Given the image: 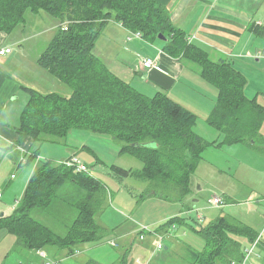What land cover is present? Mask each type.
<instances>
[{"label": "trees", "instance_id": "1", "mask_svg": "<svg viewBox=\"0 0 264 264\" xmlns=\"http://www.w3.org/2000/svg\"><path fill=\"white\" fill-rule=\"evenodd\" d=\"M41 11L57 19L59 27L37 62L72 93L41 94L23 88L28 101L17 132L20 142L28 137L33 140L31 163L43 144L60 143L74 129L90 130L112 137L121 143L122 154L142 161L143 168L138 172L112 166L116 176L160 179L186 198L208 147L243 144L264 156V92L249 98L245 93L246 77L232 63L215 62L204 47L190 43L166 6L156 0H0V31L9 34L26 22L28 12ZM109 21L122 24L131 33H140L139 40L150 44L162 41L159 37L165 39L166 55L200 70V76L218 91L207 123L222 134V142L210 143L197 135L193 130L197 116L166 93L152 97L140 93L95 55V43ZM251 30L264 39V27L254 26ZM67 182L82 196L76 203L72 201L73 205L59 195ZM107 199L106 186L100 180L43 160L34 169L12 215L0 218V231L15 237L14 241L28 250L55 248L72 256L78 246L104 239L106 230L100 215ZM36 209H54L56 214L67 211L66 233H56L33 218L31 213ZM195 223L199 226L195 232L205 246L200 251L188 247L191 264H241L245 257L241 241L251 243L257 237L254 229L227 214L208 223L198 219ZM174 225L178 229L189 223L186 218L174 217L157 228L150 227L153 232H147L146 239L166 236ZM116 243L117 247H111L118 249ZM261 245L264 249V241ZM86 264L101 263L89 259ZM116 264H136L131 249L127 247Z\"/></svg>", "mask_w": 264, "mask_h": 264}, {"label": "crops", "instance_id": "2", "mask_svg": "<svg viewBox=\"0 0 264 264\" xmlns=\"http://www.w3.org/2000/svg\"><path fill=\"white\" fill-rule=\"evenodd\" d=\"M156 1L166 6L174 24L187 34V38L190 39L193 44L204 47L213 61H228L232 63L236 70L244 73L250 66L254 67L255 65H259L258 62L264 60V57L259 60L256 58L258 52L264 55V39L255 35L251 30V27L254 26L264 27V0ZM26 15H29V13ZM38 22L42 26L41 31L29 36L25 35V32L28 30V19H26L24 26L22 24V27H17L9 34L0 31V48L10 47L13 49L10 55L0 57V174L3 173L0 175V193L2 194V200L0 201V218L11 216L14 211V208L5 210V194L2 189L8 190V194L11 188L15 186L16 194L22 197L34 169L43 160L52 161L53 159H57L60 162L73 155L78 156V154L70 150H64V148L60 146H48L47 144H43L40 147L41 154L39 153L37 159L31 163L29 158L31 156V151L35 148L33 140L28 137L23 142L19 141L20 135L17 132V128L20 125L22 113L28 101V95L23 90V88L27 86H24L22 80L16 75L13 76L9 70L16 68L15 58L19 55L22 56L23 53H26V50L29 49L28 44L32 41H30L31 37H37L47 30L54 29L47 34L48 37L46 42L49 44L53 32L59 27V22L47 13L42 14ZM103 31L102 35H100L96 41L95 53L99 58L104 60V62H106L105 60H110L112 62L110 65L106 62L111 72L127 82L128 77H132L137 86L146 88L143 93L147 92L149 96L158 92H163L183 107H187V109L198 116V122L194 127V131L197 135L206 140H212L211 138L213 137H221L220 132L210 127L207 123L210 112L216 104L218 91L199 75L197 68L192 64L166 55L163 52V41L154 44L137 38L128 41L130 31L117 22H107ZM36 52L39 53L42 51L38 49ZM138 55L155 61L158 68L150 70L142 68ZM35 83L38 84L37 82ZM47 90L49 89H46L44 92L48 93ZM250 90L253 92V97L258 93L264 92V78L256 82H252L248 79L245 88L246 95ZM23 93H25L26 96H24ZM52 93H55V91H52ZM199 122L204 127L199 128ZM214 142L217 143L218 141ZM85 146L86 145H84L83 148L88 149L87 146ZM213 147L217 148V146ZM128 155L136 157L131 154ZM95 158L97 159L96 156ZM203 160L204 159H202L199 166L202 165ZM249 165L257 166L252 162H245V166ZM199 166L197 169H199ZM262 173L264 174V171ZM192 179H194V177ZM16 180H18L17 183H15ZM257 180L259 187H264V176L257 177ZM192 184L194 189H197V192L202 186L198 181ZM229 185L230 184H227V186ZM21 187L23 190L22 194L20 193ZM227 189L229 195L225 192L221 195L226 205H234V208L239 205V208L234 210L235 215L239 220L250 226L259 234L264 226V211L260 213L256 208H252L256 206V204L251 205L250 202H245L254 196L253 191L248 195H236V191H231L228 187ZM202 190L203 188L201 191ZM194 199L193 209L188 208V211H184L183 209L178 215L171 216L170 218H163L159 220V223L148 226L157 228L174 217L181 216L182 218H186V216H184L186 213H191V211L194 212L196 207L199 208L197 204L198 199ZM241 199L245 200L243 201L244 203L240 202L236 204L238 202L237 200ZM262 199H264V195ZM258 203H260V201H258L257 204ZM245 205L248 209L245 211L241 210L240 207ZM202 210H205V208H202ZM228 212L230 213L229 209ZM139 233L140 231H137V234ZM150 237L153 236H149V238ZM248 245L249 244L244 245L243 250L248 248ZM14 246L15 249L23 251L20 257L24 259L27 264H44L43 258H41L35 250H28L17 242ZM261 246L257 251L258 256L253 260L254 264H264V255L262 254ZM82 247L84 246L82 245ZM188 247L191 248L190 246H187V248ZM95 250L92 247L85 246L83 250L77 249L76 254L72 256H68L66 251H59L55 248L49 251L46 250L49 254L45 252L50 258L60 262L61 260L64 261L66 258L74 259L79 255L82 256L88 253L93 254ZM54 255L59 258H55ZM135 258L136 264H150L148 261H144L143 258L137 256ZM88 259L81 257L78 259L77 264H86ZM63 264H66V262Z\"/></svg>", "mask_w": 264, "mask_h": 264}, {"label": "rangeland", "instance_id": "3", "mask_svg": "<svg viewBox=\"0 0 264 264\" xmlns=\"http://www.w3.org/2000/svg\"><path fill=\"white\" fill-rule=\"evenodd\" d=\"M28 13L29 15H26V19H28V30L25 32L26 36L41 31L42 26L38 21H40V16L45 14L43 11L38 14L32 12ZM55 20L58 22L57 19ZM18 27L22 26L20 25ZM53 30L54 29L47 30L37 37H31L30 41H32L28 44L29 49L26 50V53H23L22 56L19 55L15 58L16 68L10 69L9 72L13 74V76L16 75L20 78L24 86H27V88L35 92L50 94L52 91H55L61 96H68L72 93L70 88L67 85H63L57 78L55 79L48 71L42 69L37 62L39 59L38 57H41L55 37L58 28L53 32L52 38L48 44L46 42L48 37L47 34ZM103 32L104 31L101 32V35ZM38 49H41L42 52L37 53L36 50ZM139 57L142 56L138 55V59ZM263 57L264 55L261 52H258L256 55L258 60ZM99 59L104 62L101 58ZM105 61L109 65L112 63L110 60ZM106 62L104 63L106 64ZM258 63L259 65L247 68L244 73L240 71L247 80L250 79L252 82H256L264 78V60H260ZM198 72L200 75V70H198ZM127 83L134 89H138L140 93L146 90L143 86H137L132 77H128ZM46 89H49L47 90L48 93L44 92ZM144 93L149 96V93ZM252 93V90L248 91L247 95L249 98H253ZM23 94L26 96L25 93ZM185 108L187 109V107ZM198 125L199 128L204 127L200 122ZM262 133L264 135V125ZM220 135V138L213 137L211 138L212 140H205H209L208 142L218 141L217 143H220L223 138L221 133ZM46 144L48 146H60L64 148V150H70L78 154L81 160L92 170L91 175L106 186L108 194L106 208L100 215V219L106 230V234L103 237L104 239L100 242L83 245L84 247L87 246L94 248V250L96 249L93 254L88 253L82 256L79 255L74 259L66 258L64 261H60L61 264L64 262H66V264H77L78 259L81 257L85 259H94L101 264H116L127 247L131 249V258L137 256L143 258L144 261H148L150 264H191L187 246L198 251L203 250L205 246L202 237L195 232V228H199L198 224L195 223V220H197V211L202 214L204 223H208L224 214L233 217L236 216L234 210L239 208V205H237L236 208H234V205H226L223 208L212 206L211 200L215 197H221L224 192L228 194L229 191L227 187L231 191H236V195H248L253 191L254 196L252 198L248 201L244 199L237 200L238 202L236 204L243 201L250 202L251 205L256 204V206L252 208H256L260 213L264 211V199H262L264 187H259L257 180V177L264 176L262 173L264 171V166H262L264 165V156L252 150L247 145H222L217 148L213 146L208 147L202 154L204 159L202 165L197 169L195 176H192V178L194 177L192 183L198 181L202 186L197 192V189H194L192 184V192L185 198L180 193H177L174 187L170 188L169 186H165L160 179L150 180L132 175L121 179L116 176L114 172L112 173V166L138 172L143 168V163L137 157L122 154L120 152L121 143L115 141L108 135L97 134L90 130L74 129L67 137L62 139L60 143ZM84 145H86L90 151L83 148ZM52 161L53 163L57 162V164L59 162L57 159H53ZM245 162H252L257 166H245ZM17 182L18 180L15 181V183ZM227 184L230 185L227 186ZM202 188L203 190L201 191ZM2 190H4L5 194V210L14 208L16 202L21 199V196L16 194V187L13 186L8 194V190ZM75 190V186L67 182L65 186L59 190V195L66 199H70V204L73 205L72 201L76 203L78 200L82 199V196H78ZM22 191L21 187V194L23 193ZM194 198L198 199L197 204L199 208H201L199 209L196 207L194 212L191 211V213H186V215H184L189 225L178 227L175 232L164 236L163 250H156V245L159 242L157 235H153V237L150 238L148 237V239L143 242L139 240L137 231H139L141 227L157 224L160 222L159 220L163 218H170L171 216L180 214L183 209L184 211H188V208L191 209L193 207ZM258 201H260V203L257 204ZM226 207L230 210V213ZM202 208H205V210H202ZM240 209L245 211L248 207L245 205L240 207ZM67 214V211L56 214L54 213V209L48 210L47 213L43 210L36 209L32 211L31 216L53 229L56 233L64 235L66 233V230H64V220ZM235 218L238 219L237 216ZM14 240L15 237L6 234L3 230L0 231V264H27L26 261L20 257L23 251L15 249L14 245L16 241ZM112 240H116L119 243L118 249L109 245V242ZM241 243L243 245H251L247 240H242ZM84 247L80 245L78 249L83 250ZM261 251L264 255L263 248H261ZM252 260H254V257L251 258V261Z\"/></svg>", "mask_w": 264, "mask_h": 264}, {"label": "built area", "instance_id": "4", "mask_svg": "<svg viewBox=\"0 0 264 264\" xmlns=\"http://www.w3.org/2000/svg\"><path fill=\"white\" fill-rule=\"evenodd\" d=\"M64 30H66V27L64 28ZM133 38L141 39L142 36L140 35V33H131V37H129L128 40L130 41ZM188 40H189V42H191L190 39H188ZM12 52H13L12 48L2 47V48H0V57H6V56L10 55ZM139 59H140L139 61H140V65L142 66V68H146L149 70L154 69V68H158L157 63L155 61L149 59V58L139 57ZM58 165L63 166V167L68 168V169H71L78 174H86V175L93 177L91 175L92 170L90 169V167L86 163H84L76 155H73L66 160L58 162ZM1 200H2V194L0 193V201ZM211 202H212V206L216 207V208H223L226 206L225 200L221 197H215L213 200H211ZM18 204H19V201L16 202L14 209L17 207ZM197 219L201 220V221L203 220V216L198 211H197ZM176 230H177V227L174 225V226H172V228L168 234L175 232ZM147 232L148 233L153 232V231H150L149 226H145V227L141 228V230H140L141 235L139 237L140 241L143 242L146 240V233ZM157 236L159 238V242L156 245V250L161 251V250H163L164 236H159V235H157ZM263 241H264V226H263V229L259 232V234H257L256 239L253 242H251V245L248 248H246L244 250L245 257H244L241 264H254L253 263L254 261L253 260L251 261V258L252 257L255 258L258 256L257 251L260 248ZM109 245L113 246V247L118 246V244L115 241L109 242ZM38 254L41 258H43L44 264H60V262L50 258L45 251H39ZM232 264H235V263H232Z\"/></svg>", "mask_w": 264, "mask_h": 264}, {"label": "clouds", "instance_id": "5", "mask_svg": "<svg viewBox=\"0 0 264 264\" xmlns=\"http://www.w3.org/2000/svg\"><path fill=\"white\" fill-rule=\"evenodd\" d=\"M120 24V23H119ZM122 25V24H121ZM65 25L62 26V28H64ZM123 26V25H122ZM131 33V32H130ZM191 43V42H190Z\"/></svg>", "mask_w": 264, "mask_h": 264}, {"label": "water", "instance_id": "6", "mask_svg": "<svg viewBox=\"0 0 264 264\" xmlns=\"http://www.w3.org/2000/svg\"><path fill=\"white\" fill-rule=\"evenodd\" d=\"M160 38V40H165V39H163V38H161V37H159Z\"/></svg>", "mask_w": 264, "mask_h": 264}]
</instances>
